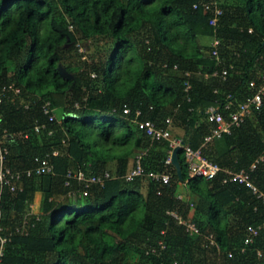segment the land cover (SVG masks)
<instances>
[{
    "label": "trees",
    "instance_id": "16d2710c",
    "mask_svg": "<svg viewBox=\"0 0 264 264\" xmlns=\"http://www.w3.org/2000/svg\"><path fill=\"white\" fill-rule=\"evenodd\" d=\"M88 41L90 61L59 67L87 53ZM222 68L226 78L211 74ZM261 73L264 0H0V138L7 166L21 173L20 188L0 192L1 233L10 234L0 264H264L263 197L224 181L223 169L190 176L183 148L179 174L165 162L167 140L152 141L136 122L165 127L171 116L184 142L222 168H245L264 193V95L231 132L205 140L217 126L206 108L219 105L228 118ZM142 150L144 169L168 182L125 178ZM36 157L51 171L27 175ZM69 170L112 177L86 185Z\"/></svg>",
    "mask_w": 264,
    "mask_h": 264
},
{
    "label": "built area",
    "instance_id": "2783aa9c",
    "mask_svg": "<svg viewBox=\"0 0 264 264\" xmlns=\"http://www.w3.org/2000/svg\"><path fill=\"white\" fill-rule=\"evenodd\" d=\"M208 7V6H207ZM221 13L220 8L215 9V14L213 17L210 18V23L216 24L218 21V15ZM219 39L215 38L212 42V45L215 46L219 43ZM82 50V47H80ZM213 53L216 55L217 60L218 58V52L216 49L213 50ZM190 71H185L184 74L189 76ZM229 73V70L227 68H222L221 71L218 69H214L211 74L212 75H219L223 79L227 77ZM209 72H205V76H208ZM261 79L263 81L262 85L249 97H247L244 101L237 104V107L235 110L230 111L228 118H225L219 109V105H209L206 108V115L207 119L209 121H214L217 123V126H215L212 130V133L205 136V140H210L214 135H220L222 131L231 132V129L233 125H239L241 124L246 117H248L254 109H260L262 102H263V95H264V73L261 75ZM250 84H254V81H251ZM191 86L189 79L185 81V89H189ZM5 90V87L3 88ZM16 92H19V88H14ZM216 91V90H215ZM1 98V97H0ZM50 102L47 101L44 105V112L48 113L51 111ZM231 103H228L225 105L226 108H230ZM125 113L130 112L129 107H125L124 109ZM136 113H140V110H136ZM52 118V115L49 116ZM139 127L144 130V132L149 135L154 140H161L165 139L168 143V154L165 158L166 163H173L172 162V151L174 147L179 146L180 148L184 149V156L185 160L188 165L189 174L190 176H202L204 178H212L214 177L218 171L225 170L228 173V176L225 177L223 180L227 181L229 180H238L240 182H244L246 185H248L250 188H252L253 192H256L258 196H262L264 199V193L259 191L257 186H255L252 181L249 179V173L245 168H241L239 171H232L227 168H222L218 163L213 162L209 160L206 156H204L201 152V147L193 148L190 144L187 142H184L182 137L173 135L171 131V123H172V117L168 116L166 118L167 125L165 127L163 126H157L156 123L152 119H138L136 120ZM40 125H36L35 128L38 129ZM8 153V148L3 143V139L0 138V192L2 191L3 187L6 185L10 187L11 190L16 189L17 187L20 188L19 180L21 177V173L19 171L14 172L12 171L6 164V154ZM56 153V151L54 152ZM145 153V150L139 151L135 157H134V166L132 169L125 175V178L128 180H132L135 176H145V177H151L155 180H161L163 182H168L170 175L168 173L164 172H158V171H146L141 164V159L143 154ZM263 158V155L261 154L255 161H258ZM36 160H39V164H37L34 168L28 169L26 171L27 175L34 173L40 174L42 172L51 171L52 165L50 164L49 160L47 158H40L38 159L36 157ZM255 166V162L251 164V168ZM68 176L77 177L79 179H86L88 185L91 182L103 184V182L110 178L112 175L108 170L103 171L102 174L99 175H90L88 177H85L84 173L82 171L79 172H72V170L68 171ZM171 215L174 217H177L179 220V223L183 224L185 226V229L189 233H198L199 227L198 225L192 220L191 217L183 218L179 214H177L174 211H169ZM38 218V215L36 216ZM1 220V218H0ZM1 223V222H0ZM252 233H257V229L254 227L250 228ZM2 226L0 224V256L3 252V247L5 245V242L10 239V237L7 234L3 235L1 233ZM212 236V234H211ZM210 236V243H215L214 238ZM250 238H247L246 241H249ZM159 244L163 247L164 243L162 240H159Z\"/></svg>",
    "mask_w": 264,
    "mask_h": 264
},
{
    "label": "rangeland",
    "instance_id": "374dc122",
    "mask_svg": "<svg viewBox=\"0 0 264 264\" xmlns=\"http://www.w3.org/2000/svg\"><path fill=\"white\" fill-rule=\"evenodd\" d=\"M102 40L105 41L106 38H103V37H102ZM208 41H209V39H208ZM92 43H93V42H92ZM92 43H91L90 41H88V42H83L82 49H83V50L86 49V50H87V53L84 52V54H83L80 58H76L74 55H73V56H70V57H68L66 60L61 61V62L59 63V67H65V66H68V65H71L72 67H78V66L80 67V65H81V66L83 65L82 59H85L86 61H90L91 56L89 55V52H88V51H90V50L92 49V45H91ZM98 43L101 44V40H99ZM79 67H78V68H79ZM64 73H65L66 75H69V74H70V72H68V71H64ZM93 75H94V74H92V76H93ZM97 85H98V88H101V87H102L100 81L97 83ZM171 131H172L173 135L180 136V135H179V134L181 133L180 130L171 127ZM33 205H34V204H33Z\"/></svg>",
    "mask_w": 264,
    "mask_h": 264
},
{
    "label": "water",
    "instance_id": "95a60500",
    "mask_svg": "<svg viewBox=\"0 0 264 264\" xmlns=\"http://www.w3.org/2000/svg\"><path fill=\"white\" fill-rule=\"evenodd\" d=\"M179 149H180L179 146L174 147L171 155H172L173 164L176 166L178 173L181 174V164L178 156Z\"/></svg>",
    "mask_w": 264,
    "mask_h": 264
},
{
    "label": "clouds",
    "instance_id": "9594fccd",
    "mask_svg": "<svg viewBox=\"0 0 264 264\" xmlns=\"http://www.w3.org/2000/svg\"><path fill=\"white\" fill-rule=\"evenodd\" d=\"M137 153H138V152H137ZM137 153H136V154H137ZM104 171H105V170H104ZM110 173H111V172H110ZM111 175H112V174H111ZM111 177H112V176H111ZM111 177H110V178H111Z\"/></svg>",
    "mask_w": 264,
    "mask_h": 264
},
{
    "label": "crops",
    "instance_id": "0c3cea01",
    "mask_svg": "<svg viewBox=\"0 0 264 264\" xmlns=\"http://www.w3.org/2000/svg\"><path fill=\"white\" fill-rule=\"evenodd\" d=\"M261 75H262V73H261Z\"/></svg>",
    "mask_w": 264,
    "mask_h": 264
}]
</instances>
